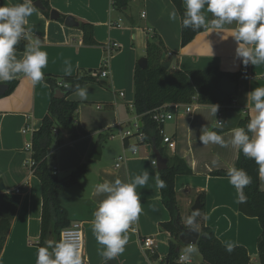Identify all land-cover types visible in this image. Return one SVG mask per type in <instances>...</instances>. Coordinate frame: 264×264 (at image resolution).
<instances>
[{"label": "crops", "instance_id": "crops-1", "mask_svg": "<svg viewBox=\"0 0 264 264\" xmlns=\"http://www.w3.org/2000/svg\"><path fill=\"white\" fill-rule=\"evenodd\" d=\"M17 3H23V0H0V6ZM49 4L51 11H57L61 19L73 17L79 24H92L98 43L96 46L84 45L83 32L79 27L67 28L64 22L47 18L38 8L25 25L31 28L32 39L38 37L41 50L48 54L44 77L90 75L97 78V82L87 85V100L81 101L76 93L68 99L80 103L78 124L88 135L73 142L64 132L62 144L54 146L49 154L50 169L59 178L69 176L84 164L88 166L87 176L59 195L71 224L82 225L85 260L88 264H103L98 251L102 246L95 239L91 221L105 194L95 195V186L105 180L129 182L146 169L150 179L146 185L137 188L143 211L128 230L129 241L125 251L113 260L116 264H161L166 261L173 241L171 233L162 226L171 223L172 218L162 201L161 187L156 182V177L160 176L152 165L155 157L148 150L149 144H141L136 137L127 141L123 138L124 131L130 130L135 134V125L142 126L141 118L130 107L135 96L134 72L138 61L146 58L148 43L161 41L168 51L166 60L172 63L169 70L190 72L218 67L222 72L236 73L241 67V59L236 56L237 44L231 37L236 23L226 24L220 33L211 32L209 28L182 47L181 21L171 0H134L124 8L115 6L111 0H50ZM174 9L177 18L173 21L169 19V13ZM205 15L208 20L214 18L211 13L205 12ZM22 40L31 43L29 39ZM112 44L119 47L112 48L108 77L102 79L98 71L109 55L107 47ZM16 57L23 59L24 53L16 52ZM64 59L72 62L70 76L63 71ZM11 81L18 82L16 88L0 98V183L6 193L16 194L17 190L21 193L18 195V210L0 255V264H36L41 236L42 186L31 172L30 143L26 141V135L32 136L40 129L52 91L45 81L33 85L22 73ZM104 82L107 86L102 85ZM261 86H264V65L250 64V76L239 81L234 103V111L241 115V119L254 115V105L247 102V94ZM120 93H124V97H120ZM210 113L209 106L194 105L191 114L182 109L161 127L164 134L176 142L175 152L167 151V156L183 159L192 171V175L175 178L181 223L192 227L187 224L186 217L192 214L191 209L199 195L204 194L205 212L199 214L202 221L197 228L201 231L204 226L213 230L225 246L229 241L237 242L238 246L247 249L251 262L257 264L258 239L262 233L259 221L240 213L237 192L229 178L212 176L217 171H228L236 166L239 148L231 144L228 147L203 145L199 140L204 127L208 130L218 127L220 108L216 118ZM108 131L111 133L109 139L99 143V135ZM232 134L229 130L221 135L229 141ZM109 142L112 144L105 146ZM100 145L101 160H91L90 155ZM130 145L136 146V154L129 150ZM217 155L219 163L212 165ZM123 156L126 160L120 161ZM260 190L264 191V174L261 173ZM146 238L157 242L154 255L142 249L141 242ZM153 256L157 257L156 261L151 259ZM201 263V255L200 259L191 260V264Z\"/></svg>", "mask_w": 264, "mask_h": 264}, {"label": "trees", "instance_id": "trees-1", "mask_svg": "<svg viewBox=\"0 0 264 264\" xmlns=\"http://www.w3.org/2000/svg\"><path fill=\"white\" fill-rule=\"evenodd\" d=\"M39 0H34V3ZM42 1L45 10L44 16L50 18V0ZM178 12L181 21V46L189 45L198 34L205 29L193 30L182 26V19L185 12L183 0H171ZM115 6L126 7L127 0H115ZM65 17L60 22L65 21ZM80 30L83 32V44L86 46H96L98 43L94 37V26L90 23L82 22ZM29 43L20 40L16 46V52L25 53ZM168 51L164 44L159 41L148 43L146 58L148 66L141 69L138 65L134 72V110L142 120L140 132L144 135V143L155 145L161 154L168 159V168L159 172L160 179L165 182V187L161 188L162 201L171 214L172 222L163 225L162 228L168 230L173 238L170 244L169 255L165 262L161 264H179L180 252L178 248H183L179 237L180 230L175 223L180 215L177 195L175 190V178L177 176L192 175L191 169L186 162L179 158H169L163 139L160 135L159 126L152 117L159 109L172 112L174 105L199 106L219 105L223 112L234 111V103L238 92V84L241 79L250 76V64L244 65L241 60L240 70L236 73L222 72L218 67H212L202 71L185 72L181 70H166L163 63L166 61ZM228 78L235 85L236 95L222 91L221 81ZM44 81L52 91V98L40 129L32 133L30 159L33 162L32 174L38 178L42 186V218L41 236L38 248L45 246L46 241H60L63 230L67 229L71 222L67 210L62 206L59 195L72 186L78 185L88 174L89 169L86 164L78 167L69 176L59 178L50 169L49 154L54 146H60L63 142V133L66 132L70 141H78L88 135L78 124V110L80 103L68 100L75 93V85L87 86L97 82L93 76H70L55 77L47 75ZM7 95L16 88L17 81H9ZM65 85L67 87H65ZM61 92L63 99L55 98V94ZM250 117L244 116L238 127H246ZM223 134L219 127L213 129ZM111 133L101 134L98 137L99 143L106 142ZM128 139H125L127 141ZM236 168L244 169L251 177V183L245 187L247 196L245 203H239V211L248 218H255L259 221L262 233L258 239L259 262L264 264V191L260 190V165L255 160L246 158L241 149L238 152ZM216 177L228 178L227 171H217L212 174ZM203 205L199 214L205 212L206 198L204 194L199 195ZM20 204V196L14 193H0V255L5 246L7 236L10 232L12 222ZM198 219V217H196ZM199 221V219H198ZM184 227V224H182ZM198 251L202 257L201 264H255L251 262L248 251L245 247L237 246L231 252L226 250V246L217 238L216 233L202 226ZM51 251V249H50ZM156 261L157 257H151Z\"/></svg>", "mask_w": 264, "mask_h": 264}, {"label": "clouds", "instance_id": "clouds-1", "mask_svg": "<svg viewBox=\"0 0 264 264\" xmlns=\"http://www.w3.org/2000/svg\"><path fill=\"white\" fill-rule=\"evenodd\" d=\"M185 12L182 19L184 28L193 30L205 29L220 33L225 25L236 23L231 37L237 44L236 56L244 65H264V0H183ZM37 10L34 0H23L12 6H0V82L11 81L19 74L31 80L33 85L44 82V71L48 65V54L41 50V41L38 37L32 39L31 28H26L28 17ZM205 12L211 13L213 19L208 20ZM177 12L169 13L170 20H176ZM21 39H29L23 59H17L16 46ZM63 71L70 76L72 62L64 59ZM75 93L81 101L87 100L89 91L87 86L75 85ZM254 105V115L246 127H233L232 137L226 141L220 132L202 129L199 137L203 145L216 144L221 147H238L244 156L255 160L260 165V173L264 174V86L254 88L247 94V102ZM211 115L216 118L219 105H209ZM217 121V120H216ZM229 121H217L220 131ZM129 150L137 151L135 145ZM219 163V155L212 160V165ZM229 183L236 189L238 203H245L247 196L244 189L252 181L244 169L231 167L227 171ZM150 179L148 170L137 175L129 182L121 179L105 180L95 186V195L105 194V198L93 213L91 221L92 232L99 245V255L103 264L115 259L125 251L129 241L128 230L136 222L143 211L141 196L138 187H143ZM157 185L165 187V182L158 176ZM199 211H193L187 218L188 228L196 231V217ZM237 242L226 243V250L231 252L237 247ZM51 249V251H50ZM198 253L196 243L188 244L182 250L180 260L190 264L194 254ZM36 264H82L79 244L75 240L62 239L60 241H46L40 247L36 256Z\"/></svg>", "mask_w": 264, "mask_h": 264}, {"label": "water", "instance_id": "water-1", "mask_svg": "<svg viewBox=\"0 0 264 264\" xmlns=\"http://www.w3.org/2000/svg\"><path fill=\"white\" fill-rule=\"evenodd\" d=\"M34 6L42 11L45 10V7L42 3V1H37L34 3ZM50 18L54 21H58L61 19L59 13L55 10H52L50 13ZM64 24L67 28H75V27H79L80 28V24L77 23L75 21V19L73 17H67L64 21ZM171 61L170 60H166L163 63V68L166 70H169L171 67ZM138 66L141 69H146L148 66V61L147 58H142L138 61ZM103 86H107V83H102ZM221 89L222 91L230 94L231 96H235L236 95V90H235V85L231 83V81L228 78H224L221 81ZM9 91V86L7 84H0V98L5 96L7 94V92ZM65 96L63 93L61 92H57L55 94V98L57 99H63ZM241 120V115L235 111H230V112H226L223 118V121H229L230 123L228 125H226L222 131H229L231 130L233 127H238L239 123ZM31 134H27L26 135V141L28 143L31 142ZM148 150L150 152L153 153L154 157H155V161L157 163V170L158 172L164 171L168 168V159L165 158L159 149H157V147L155 145H150ZM101 156H102V146H98V148L95 150V152L90 155V159L91 160H101ZM5 192V187L2 183H0V193ZM203 205L201 204L200 198L198 197L195 201L194 206L192 207V212L193 211H199L202 209ZM197 224H196V231H191L188 229V227H184L181 223V217L180 215L177 216L175 223L178 226L179 230H180V237L179 240L181 242L182 245L186 246L188 244H194L196 243V246L198 247L199 245V240L200 238L204 237L201 234V231L197 228V225L199 223L198 219L196 218ZM177 253L180 252V248H178L176 250ZM108 264H116V262L114 260H111Z\"/></svg>", "mask_w": 264, "mask_h": 264}, {"label": "built area", "instance_id": "built-area-1", "mask_svg": "<svg viewBox=\"0 0 264 264\" xmlns=\"http://www.w3.org/2000/svg\"><path fill=\"white\" fill-rule=\"evenodd\" d=\"M111 1H112V4L115 3V0H111ZM118 47H119L118 44H112V45H109L107 47L109 55L104 60V63H103V66L101 67V69L98 71V75L100 76V78L105 79L106 77H108V66H109L110 54L112 52V48H118ZM65 87H67V86L65 85ZM120 97H124V93H120ZM194 105L195 104L174 105L172 112L165 111V109H159L155 112L152 119L159 126L163 127V125L166 122L173 120L176 114L181 113L182 109H185L187 114H191L192 110L194 108ZM130 107L134 108V105H131ZM223 118H224V112H223V109H220L218 122L223 121ZM217 126H218V124H217ZM135 132L136 133L134 134L132 131L126 130L123 132V138L129 139L132 137H136L140 143H143L144 142V135L140 132V127L137 124L135 125ZM160 135L163 139V145L166 147V150L169 152H175L176 142L173 140V138L166 136L164 134L163 130L160 131ZM30 150H31V143H30V145H28V151L30 152ZM136 153H137V151L134 154H136ZM119 160L124 161L126 159L123 156V157H120ZM29 165H30V168H32L33 162L31 159H30ZM152 165L157 168L156 161H153ZM20 193H21L20 190L16 191V195H20ZM62 239L75 240L79 244V252H80L82 264H88L85 260V257H84V234H83L82 225L80 223H73L67 229L63 230L61 233V236H60V240H62ZM141 246H142L143 251L151 253V255H154L156 253L157 247H158L156 240L153 238L144 239L141 242ZM181 253L182 252L180 251V255H181ZM178 263L179 264H187V262L180 260V256L178 259ZM190 264H191V262H190Z\"/></svg>", "mask_w": 264, "mask_h": 264}, {"label": "rangeland", "instance_id": "rangeland-1", "mask_svg": "<svg viewBox=\"0 0 264 264\" xmlns=\"http://www.w3.org/2000/svg\"><path fill=\"white\" fill-rule=\"evenodd\" d=\"M130 1L133 2L134 0H127V3H129ZM117 136H118V135H117ZM117 136H116V137H117ZM97 139H98V138H97ZM104 143H105V142H104ZM108 144H112V143L109 142V143L105 144V146L108 145ZM27 170H28V167H27ZM190 213H192V209H191V212H190ZM197 217H198L199 221L201 222V221H202V216L198 214ZM187 218H188V217H186V219H187ZM183 247L185 248L186 246L183 245ZM161 253L164 254V251H162ZM192 259L195 260V261L198 260V259H200L199 251H198V253H196V254L193 255Z\"/></svg>", "mask_w": 264, "mask_h": 264}]
</instances>
